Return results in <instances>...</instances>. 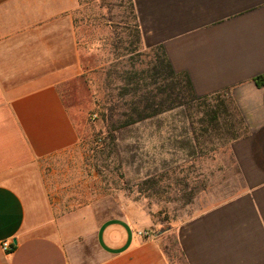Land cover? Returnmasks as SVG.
Masks as SVG:
<instances>
[{
  "label": "crops",
  "instance_id": "obj_1",
  "mask_svg": "<svg viewBox=\"0 0 264 264\" xmlns=\"http://www.w3.org/2000/svg\"><path fill=\"white\" fill-rule=\"evenodd\" d=\"M81 1L0 0V264H172L169 232L143 236L149 220L104 217L100 205L63 209L38 172L79 141L59 85L101 42L80 32ZM127 4L145 48H160L197 96H229L242 117L227 163L206 173L170 231L178 264H264V0Z\"/></svg>",
  "mask_w": 264,
  "mask_h": 264
},
{
  "label": "rangeland",
  "instance_id": "obj_2",
  "mask_svg": "<svg viewBox=\"0 0 264 264\" xmlns=\"http://www.w3.org/2000/svg\"><path fill=\"white\" fill-rule=\"evenodd\" d=\"M81 2L80 32L101 42L91 43L82 75L59 85L79 141L65 156L40 162L38 172L63 209L100 205L104 217L128 215L138 224L149 220L151 235L169 232L166 253L178 264L170 231L208 187L206 173L227 163L242 117L224 93L171 99L163 110L159 91L173 81L164 72L150 77L146 62L157 50L124 42L134 25L127 0ZM116 34L124 38L114 50ZM134 110L146 117L130 121L125 115Z\"/></svg>",
  "mask_w": 264,
  "mask_h": 264
},
{
  "label": "trees",
  "instance_id": "obj_3",
  "mask_svg": "<svg viewBox=\"0 0 264 264\" xmlns=\"http://www.w3.org/2000/svg\"><path fill=\"white\" fill-rule=\"evenodd\" d=\"M122 23V21L120 23H118L119 25ZM132 33L128 34L125 38L120 36V35H114V43H113V48L115 50V47L117 48V45L120 44L121 42H123V38L127 39L124 40V42L129 43V47H131V49L133 50H137L139 49L140 46H143L141 43V39H140V34H139V30L137 25L134 22V25L131 29ZM130 38V39H129ZM144 47V46H143ZM154 50H157V53L154 54L153 58L150 59L148 62H146V67L149 71H151V73H153L152 75L150 74V77H154L157 75V78H153L154 81H156L157 79L161 78V76L163 75V72L165 73V75H167L168 80L173 81L168 83L169 85L166 87V89H163L162 91H159V94H165L166 98L164 101V107H162L163 110H168L171 109L170 106H172V104L169 103V101H175L178 102L179 98H190L191 100H195L198 99L200 96H197L192 88L191 82L188 78V76L185 73L182 72H176L172 66L170 65L169 61L167 60L164 52L156 47L153 48ZM128 50H126L127 52ZM262 78V77H261ZM257 85H260L261 83H264V81H260L259 82V78H257L255 80ZM129 83V82H128ZM174 98V99H173ZM147 101L150 103H147ZM145 101L146 104H144L143 107L148 106V104L150 106L152 105V102H150L149 100ZM176 104V103H174ZM159 105H162V101L159 103ZM134 114H138L136 113V110L133 111V115H125L127 118H129L130 121L134 122L140 118H144L146 117V115H134ZM137 117V119L135 120V117Z\"/></svg>",
  "mask_w": 264,
  "mask_h": 264
},
{
  "label": "built area",
  "instance_id": "obj_4",
  "mask_svg": "<svg viewBox=\"0 0 264 264\" xmlns=\"http://www.w3.org/2000/svg\"><path fill=\"white\" fill-rule=\"evenodd\" d=\"M138 234H141L143 236H150L151 235V233L149 231L139 232ZM1 247H2V250L4 252H10L11 251V247H10V244L8 242H3L1 244Z\"/></svg>",
  "mask_w": 264,
  "mask_h": 264
}]
</instances>
